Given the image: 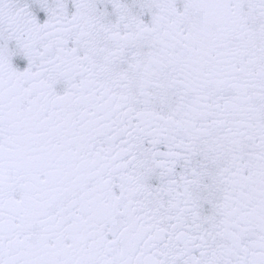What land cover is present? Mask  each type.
Listing matches in <instances>:
<instances>
[{"label": "snow or ice", "instance_id": "snow-or-ice-1", "mask_svg": "<svg viewBox=\"0 0 264 264\" xmlns=\"http://www.w3.org/2000/svg\"><path fill=\"white\" fill-rule=\"evenodd\" d=\"M0 264H264V0H0Z\"/></svg>", "mask_w": 264, "mask_h": 264}]
</instances>
